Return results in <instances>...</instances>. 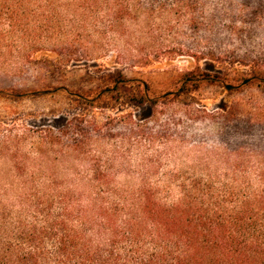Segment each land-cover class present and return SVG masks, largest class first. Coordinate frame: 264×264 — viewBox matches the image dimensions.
Masks as SVG:
<instances>
[{
  "label": "rangeland",
  "instance_id": "obj_1",
  "mask_svg": "<svg viewBox=\"0 0 264 264\" xmlns=\"http://www.w3.org/2000/svg\"><path fill=\"white\" fill-rule=\"evenodd\" d=\"M204 4L193 25L182 13L154 25H44L27 39L0 25V210L18 213L24 190L51 175L88 193L76 175L94 169L111 187L161 191L169 179L225 184L260 170L264 16L235 0ZM118 72L122 86L107 78ZM203 74L215 82L176 97ZM145 95L159 104L135 102Z\"/></svg>",
  "mask_w": 264,
  "mask_h": 264
},
{
  "label": "trees",
  "instance_id": "obj_2",
  "mask_svg": "<svg viewBox=\"0 0 264 264\" xmlns=\"http://www.w3.org/2000/svg\"><path fill=\"white\" fill-rule=\"evenodd\" d=\"M205 1L0 0V25L25 39L48 30L44 25H154L182 13L193 25ZM235 1L264 16V0ZM26 43L21 52L30 57L34 45ZM198 73L200 67L191 75ZM107 78L127 82L120 72ZM210 80L189 77L176 97L190 92V82ZM135 102L159 104L147 95ZM259 166L255 175L230 172L225 184L212 175L169 179L164 191L148 184L111 187L110 174L94 169L76 175L88 183L86 193L59 186L51 175L49 184L24 190L18 213L0 210V264H264V158Z\"/></svg>",
  "mask_w": 264,
  "mask_h": 264
},
{
  "label": "water",
  "instance_id": "obj_3",
  "mask_svg": "<svg viewBox=\"0 0 264 264\" xmlns=\"http://www.w3.org/2000/svg\"><path fill=\"white\" fill-rule=\"evenodd\" d=\"M248 83V81L246 82V84ZM231 88V86H229V89Z\"/></svg>",
  "mask_w": 264,
  "mask_h": 264
}]
</instances>
